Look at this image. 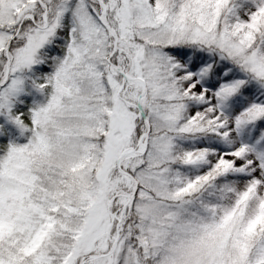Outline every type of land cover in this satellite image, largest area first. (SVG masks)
I'll list each match as a JSON object with an SVG mask.
<instances>
[{
    "label": "rangeland",
    "instance_id": "obj_1",
    "mask_svg": "<svg viewBox=\"0 0 264 264\" xmlns=\"http://www.w3.org/2000/svg\"><path fill=\"white\" fill-rule=\"evenodd\" d=\"M64 1L0 0V47L5 48L0 115L22 91V75L54 33ZM109 5L117 46L113 34L101 31L92 59L108 65L114 103L107 107L103 95L68 92V105L48 115L52 131L46 145L76 199L67 213L79 218L74 253L64 264L82 263L95 249L110 250L116 236L113 252L92 258L93 264H264V0H109ZM129 24L140 44L129 46L123 39L131 34ZM12 38L17 46L9 48ZM180 45L197 49L182 58L164 50ZM210 45L220 50L216 68L213 57L202 55ZM107 60L128 68L130 79ZM137 77L151 84L148 89L144 83L140 101L143 84L133 80ZM247 85L250 91L243 92ZM120 87L123 97L115 102L112 88ZM137 102L146 111L148 136L121 166L134 167L141 155L144 161L135 169V182L120 177L113 182L116 190L122 183L133 190L136 183V191L126 210L112 212L113 198L106 202L102 189L121 154L134 147ZM107 119L101 149L95 147L85 169L71 171L66 163L74 167L84 161L88 139L98 132L95 124L105 132ZM120 216L135 219L142 255L116 234Z\"/></svg>",
    "mask_w": 264,
    "mask_h": 264
},
{
    "label": "trees",
    "instance_id": "obj_2",
    "mask_svg": "<svg viewBox=\"0 0 264 264\" xmlns=\"http://www.w3.org/2000/svg\"><path fill=\"white\" fill-rule=\"evenodd\" d=\"M103 2L106 4V23L118 32L111 17L109 0ZM49 8L48 15L54 18L55 7ZM60 10L54 33L39 50L34 64L22 75L25 80L22 91L11 98L7 112L0 115V264H64L68 256L74 253L71 248L75 240L73 232L79 218L75 220V216H69L67 212L76 206V199L70 195L69 179L59 168L61 163L50 155L51 150L46 145L52 131L49 124L51 116L48 115L68 105L67 101L71 98L68 92L74 96L79 93L82 96L90 94L93 98L103 95L107 107L114 103L110 99L112 90L106 71L108 65L103 66L101 62L92 59L101 44L97 34L104 31L111 38L110 31L98 17L102 12L101 5L98 0H65ZM40 11L41 16L44 9L40 7ZM135 30L129 24L128 32L131 34L123 38L129 46L141 43ZM17 42V39L12 38L9 48L17 46ZM190 49L197 48L180 45L167 46L164 50L182 58ZM4 51L5 48L0 47V69L5 61ZM219 53L216 46L210 45L209 52L204 51L202 55L213 57L216 68L220 62ZM106 64L109 62L106 61ZM117 65L124 73L128 70ZM237 67L233 66L232 69ZM88 74L92 75L91 79H88ZM145 83L149 89L151 84L147 80ZM249 86L242 91H250ZM128 87L135 88L134 85ZM112 89L115 92L114 101H121L123 87ZM107 124L108 119L105 132L101 131V123L95 124L98 132L95 137L88 139L90 149L82 153L84 161L79 165L74 163V167L70 162L66 163L71 171L83 170L87 161L92 162L95 147L100 145L105 133L109 131ZM255 125L260 126L257 121ZM145 126L144 118L136 113L133 116L134 129L130 135L134 147L146 131ZM136 158L134 167L121 166L120 171L114 166L107 174L109 183L102 189V197L106 202L113 198L110 206L112 212L120 211L124 203L130 201V186L122 183L116 190L113 182L120 177L122 180L129 178L131 184L137 178L135 169L143 165L144 159L142 155ZM99 164L97 162L96 166ZM96 166L94 171H97ZM229 170L226 169L223 175L226 176ZM113 187L115 190H112ZM111 191L114 192L110 194ZM120 193L124 194L115 198ZM33 208H37L38 212L33 211ZM134 221L132 216L124 217L119 226V235L129 239L142 255L143 248L137 238ZM106 252L104 249L91 251L85 264H93L91 255ZM138 260L143 262L141 257ZM73 264H81V261L76 259Z\"/></svg>",
    "mask_w": 264,
    "mask_h": 264
},
{
    "label": "water",
    "instance_id": "obj_3",
    "mask_svg": "<svg viewBox=\"0 0 264 264\" xmlns=\"http://www.w3.org/2000/svg\"><path fill=\"white\" fill-rule=\"evenodd\" d=\"M116 47V45L114 46V48ZM117 68V67H116ZM118 70H119V68H117ZM137 80H139V79H137ZM134 152V150L132 149V150H129V151H126V152H123L122 154H121V156H120V158H119V160H118V163L120 162V160L122 159V157L124 156V155H126V154H132Z\"/></svg>",
    "mask_w": 264,
    "mask_h": 264
}]
</instances>
